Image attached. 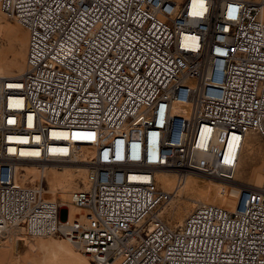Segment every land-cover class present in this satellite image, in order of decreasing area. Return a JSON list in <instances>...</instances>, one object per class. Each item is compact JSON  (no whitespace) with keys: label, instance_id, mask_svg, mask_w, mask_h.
<instances>
[{"label":"built area","instance_id":"1","mask_svg":"<svg viewBox=\"0 0 264 264\" xmlns=\"http://www.w3.org/2000/svg\"><path fill=\"white\" fill-rule=\"evenodd\" d=\"M0 14L29 34L24 72L0 80V236L66 239L94 264H264V186L171 224L158 178L233 177L248 136L264 142V0H0ZM75 132L99 138L70 221L44 178L18 176L73 161Z\"/></svg>","mask_w":264,"mask_h":264},{"label":"bare ground","instance_id":"2","mask_svg":"<svg viewBox=\"0 0 264 264\" xmlns=\"http://www.w3.org/2000/svg\"><path fill=\"white\" fill-rule=\"evenodd\" d=\"M6 17L9 18L8 16ZM8 24L9 20L6 18L2 19L0 16V33L4 31V29H8ZM16 24L19 25L17 22ZM15 38L18 39L19 52L17 53V58L14 63L10 65L6 63L5 52L0 48V80L13 77L23 73L25 70L29 34L26 30L23 31L18 29ZM62 134L66 135L65 132H62ZM254 135L255 134H251L248 136L245 146L249 144L251 139H255ZM97 141L98 135L95 132H75L73 135V143L76 147V151L73 161L65 165L48 166L44 170L39 169L35 165L22 164L20 166L18 184H39L44 178L48 187V199L59 202L63 207L68 208L70 221L76 219L78 215H81V218H83L82 214L84 211L72 204V193L82 189H76V187H74V185L77 184V180L82 179L84 183L87 180L90 171V166L88 164H90L91 158L95 154V144ZM26 153H28V151ZM242 155L239 159L238 166H240L242 162ZM237 172L238 168L233 177L229 172H224L222 175L218 176L190 175L187 177L183 186L178 190H175V179L173 175L163 173L160 174L158 178L161 184L169 192L174 194L169 203V205L173 206L174 202L177 200L203 193L202 191H198L200 188V177L208 176L221 183L235 184V182L239 180V172ZM263 186L264 175H260L252 188H261ZM202 197L204 196L196 197L195 201L200 202ZM233 200L237 201L238 199L235 198ZM221 201L226 202L229 200L226 196H221ZM201 205L206 204L201 203L195 205V207L197 208ZM177 218H181L179 214H177ZM179 223H182V221ZM92 262L89 256L78 252L74 245L66 239L29 236L20 229H11L0 236V264H93Z\"/></svg>","mask_w":264,"mask_h":264},{"label":"rangeland","instance_id":"3","mask_svg":"<svg viewBox=\"0 0 264 264\" xmlns=\"http://www.w3.org/2000/svg\"><path fill=\"white\" fill-rule=\"evenodd\" d=\"M0 16L2 19L6 18L9 20L8 29H4V31L0 33V48L4 50L6 63L10 65L15 62L17 53L19 52L18 39L15 38V34L18 29L25 30L21 28L20 25H17L16 21L9 19L2 14H0ZM254 138L255 139H251L249 144L244 148L242 162L240 166H238L239 180H237L235 184L221 183L208 176L200 177V188L198 191H202L203 193L196 194V196L185 197L182 200H177L174 202L173 206L169 205L165 210V219L171 224L179 223L196 208L195 205L201 203L216 204L228 208L234 207L237 201L233 199H239L242 194L253 187L260 175H264V142L257 135H254ZM76 183L77 184L74 185L76 189L83 188L84 180L79 179ZM201 196L204 197L201 198L202 200H200V202L195 201L196 197ZM221 196H226L229 201H221ZM177 214L180 215V219L177 218Z\"/></svg>","mask_w":264,"mask_h":264}]
</instances>
